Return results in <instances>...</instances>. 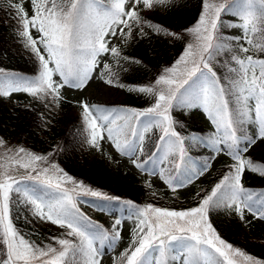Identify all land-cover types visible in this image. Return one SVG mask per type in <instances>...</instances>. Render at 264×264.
Returning a JSON list of instances; mask_svg holds the SVG:
<instances>
[{"label":"snow or ice","instance_id":"snow-or-ice-1","mask_svg":"<svg viewBox=\"0 0 264 264\" xmlns=\"http://www.w3.org/2000/svg\"><path fill=\"white\" fill-rule=\"evenodd\" d=\"M178 4L0 0L35 71L27 75L0 66V100L24 94L31 98L26 109L40 105L55 114L67 90L84 93L96 78L143 97V108L76 99L80 143L110 161L112 152L127 157L135 170L157 176L173 192L209 173L218 158H228L209 189L195 193V206H141L75 179L56 161V148L41 154L0 136V264H103L104 247L115 251L122 240L111 264H264V254L229 242L211 218L223 212L245 228L264 223V190L245 185L248 173L264 178V162L250 152L264 144V0H197L195 22L181 30L155 19ZM226 13L237 20L230 38ZM155 38L179 43L182 51L147 82H123L126 74L148 68L127 49ZM198 113L210 124L207 134L189 131L177 116ZM41 116L50 128L51 115ZM197 149L207 150V159L194 160ZM143 184L155 197L150 179ZM82 197L100 200L101 211L123 204L134 225L128 236L123 219L105 227L82 212ZM21 219L55 225L57 234L25 233L16 223Z\"/></svg>","mask_w":264,"mask_h":264},{"label":"trees","instance_id":"trees-1","mask_svg":"<svg viewBox=\"0 0 264 264\" xmlns=\"http://www.w3.org/2000/svg\"><path fill=\"white\" fill-rule=\"evenodd\" d=\"M197 0H179L178 6L165 14L158 15L155 19L165 26L173 30H181L187 26H191L197 18ZM237 20L231 13L224 14L223 23L229 27L224 31L231 37L230 25L236 23ZM182 47L179 43L170 45L165 42L164 38H155L151 43H145L139 47H130L127 49V54L132 57H141L147 70L143 68L136 72L126 74L123 82L128 84L147 82L153 76L163 69V67L170 65L180 54ZM0 66L7 70H14L27 75H34V65L29 58V54L21 44L17 42L15 35V26L6 15V7H0ZM128 93V92H127ZM129 99L123 102H100L93 101V103L103 104L107 107H137L143 108L148 106L145 99L137 96L134 93H128ZM26 104H15L12 107L5 104L0 107V134L4 135L6 139L11 141L21 138L29 140L30 144L37 150L45 153L47 150L56 148V161L75 179L83 181L86 185L93 189L102 190L109 195L120 196L123 199H131L135 203L143 206L147 203H153L159 206L162 194L155 191V197L151 195L149 190L143 183L130 184L118 175L113 173L111 163L107 158L93 155L91 157L85 156L82 151L84 145L80 143L78 129L81 127V121L78 117H74L71 112V105L75 106L73 100L68 99L64 103L61 110L55 114L47 113L40 105H36L34 109L29 110L24 106ZM51 115L52 124L50 128H44L42 124L41 113ZM7 116V117H6ZM178 118L182 120L189 131H196L199 134H207L210 130L208 122L198 123L192 119H185L184 115L177 114ZM4 117L6 119L4 120ZM51 140L50 144H46L47 139L45 135ZM194 160L203 161L207 159L209 153L204 149H197L191 153ZM258 162H264L260 156H253ZM264 157V156H263ZM224 167L219 170L210 181H206L204 190L209 189V186L216 181ZM245 185L255 191L264 190V178L254 174L253 177L245 179ZM178 202H175V207L178 208ZM118 208H122L123 204H113ZM123 205V206H122ZM173 205V206H174ZM171 207L170 204L165 208ZM186 208L187 206L184 205ZM183 208V206H182ZM128 213V210H127ZM91 217L90 215H87ZM211 218L214 221V226L221 232L224 238L236 246L242 247L253 254H264V242L256 241L250 237V231L245 228L238 221L226 216L223 212L211 213ZM92 220L109 227V224L101 220ZM18 227L25 233L39 235L45 237L57 234V231L46 226L38 224H26L23 219L16 221Z\"/></svg>","mask_w":264,"mask_h":264},{"label":"rangeland","instance_id":"rangeland-1","mask_svg":"<svg viewBox=\"0 0 264 264\" xmlns=\"http://www.w3.org/2000/svg\"><path fill=\"white\" fill-rule=\"evenodd\" d=\"M230 31H231V35L236 32V30L232 29L231 27H230ZM89 91L91 92L90 96L86 95V93ZM66 97L73 101L79 98H83V99H91L92 102L96 100L100 102L102 101L112 102L113 101L117 103L123 102L129 99V95L125 89H116L112 86L106 85L104 84L103 80L99 78H96L94 82L90 81V88L85 89L84 93L77 91V90H67ZM30 100L31 98L24 94H16L11 99L0 100V107L5 106V104L12 107L13 105L17 103L27 105L30 102ZM71 106H72L70 109L71 114L74 117H78V111H79L78 108L73 105ZM0 114H4V113L0 111ZM6 117H4V120L6 119ZM191 119L198 123L200 122L203 124L207 122L206 118L204 117L202 113L193 115ZM52 124H55V122L53 121ZM44 135L46 137L45 139L49 141L46 144H50L51 140L48 138L46 134ZM0 136H3L4 138H6L4 135L0 134ZM12 143L14 145L24 146L28 148L29 150L43 154L41 150L39 151L35 147H33L30 144L29 140L27 141V139L21 138L18 141L14 139L12 140ZM103 146H104L105 152L110 151V148L107 144H104ZM250 152L252 156L256 155V156L263 157L264 156V144H259L258 147L254 146V148L250 150ZM82 153L87 157L97 155L103 158L104 157L107 158L106 156L101 155L100 152L90 148L87 144H84ZM112 155L114 156V161H110L108 159V161L111 163V169L113 173L118 174L125 181V183L138 184V183H143L145 179H150L153 187H155L154 188L155 191L157 193L161 191L160 193H158V195L160 194L163 195V197H161L162 202L160 203L158 207H165L166 205L168 207L170 204L171 207L169 208H177L175 207L174 204L175 202H178L177 209L182 208V206L183 208H185L184 205H186L187 207L195 206L196 204V200L194 199L195 193L198 191L204 190V185L206 181L213 180L211 179L213 175L216 174L219 170H221L228 160L227 157L218 158L217 161L213 162L214 166L212 169H210L209 173H206L204 176L200 177L199 179L194 180L193 183L189 184L187 187L179 188L177 189L176 192H173L157 176L148 177L147 174H142L139 171L135 170L130 164V162L128 161L127 157L120 156L119 154H116L114 152H112ZM115 161H118V163H116ZM253 176H254L253 173H248L246 176V179L249 177H253ZM96 190H99V189H96ZM94 199L95 200L93 201L81 199L78 205L81 211L84 213L85 212L89 213L91 217H94L95 219L97 218L106 224L109 223V226L113 222L114 218L123 219L124 220L123 236L126 238L128 234L130 233L131 228L134 226L133 221L130 219H127V216H128L127 211L126 210L120 211L119 208H116V206L111 207L110 210L106 208L104 211H101L98 209L97 205H100L102 202L98 200L97 198H94ZM35 224H38L40 226L44 225L46 227H50L57 231V227L55 225H50L47 223H35ZM248 229L251 233L250 237L252 239L256 241L259 240V241L264 242V223H256L255 227H251ZM124 245H125V241L122 240L121 242H119L115 251L105 246L103 249V251L105 252V255L103 258V264H111L112 257L115 256L118 251L122 250Z\"/></svg>","mask_w":264,"mask_h":264}]
</instances>
